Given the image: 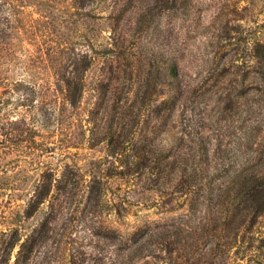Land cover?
Returning <instances> with one entry per match:
<instances>
[{"label":"rangeland","instance_id":"1","mask_svg":"<svg viewBox=\"0 0 264 264\" xmlns=\"http://www.w3.org/2000/svg\"><path fill=\"white\" fill-rule=\"evenodd\" d=\"M176 48L189 99L159 131ZM258 49L264 0H0V196L12 200L0 246L7 226L22 242L46 222L37 264H264V213L221 228V180L235 177L221 174V142L253 137L247 155L264 161ZM178 136L210 147L193 181L160 149ZM46 179L51 196L16 219Z\"/></svg>","mask_w":264,"mask_h":264},{"label":"trees","instance_id":"2","mask_svg":"<svg viewBox=\"0 0 264 264\" xmlns=\"http://www.w3.org/2000/svg\"><path fill=\"white\" fill-rule=\"evenodd\" d=\"M174 53L176 60L173 58L170 60L172 63V76L175 79L173 84L174 94L170 95L172 103L170 105H165L162 107L163 110L161 109L157 112V116L159 115L160 117V122L155 124L153 129H158L159 131L167 126V118L172 114L176 105L179 104L178 108L183 106L182 112L185 113L186 110L184 109L186 108L187 100L189 99V85L181 79L180 66L178 63L181 59L179 49L176 48ZM256 57L261 64V72L257 75L258 78L264 81V50L258 49ZM161 60L162 62H167V56L162 54ZM67 84L71 90L74 88L78 89L80 92L82 90L80 82H78L77 85L72 79H68ZM69 100L72 103H75L77 100L73 91L69 96ZM144 101L145 96L142 102ZM129 131L134 133L132 129ZM248 137L252 136L249 135ZM178 140V144L176 145H171L169 148H160L165 154L170 151L172 152L171 155H168L170 160L166 166L171 168L173 173L180 174L179 181L181 183L185 181H193L190 177V172L197 174L199 164L202 165V169L206 174L209 171L207 164L209 163L210 158V147L201 143L199 146L200 154L193 153V146L191 144L187 145L184 142L183 136H178ZM253 141L252 137V139H248L243 145H240V147L235 150L232 146L222 142L219 147V150L221 151V174H235V177L230 181L224 179L221 180V228L238 229L240 225H243L246 222H253L259 215L264 213V183H262L260 187L251 183L252 176L256 171L255 165L264 164L262 159L255 160L252 154L247 155V153H251V151L255 150ZM233 156H237V158ZM203 164L206 166L204 167ZM195 181H198V179L195 178ZM7 183H9V177L5 174H0V187H3ZM50 186L51 182L49 183L48 179L42 180L40 184L41 189L36 190L27 199L24 217L21 214L19 215L18 212L16 219L21 221L29 218L34 211L38 210L40 205L51 196V189H49ZM247 191H250V193L247 194ZM57 197L58 195H55V200H57ZM11 202L12 200L4 199L0 196L1 207L10 205L9 203ZM237 218L238 221L236 220ZM46 226V222L42 223L41 227L34 233L26 235V238L22 242L19 226L9 225L6 227V230H2L4 237L0 246V264H10L12 251L18 244L19 248L15 253L14 264H37L34 260L36 257L35 248L37 243L45 241ZM40 264L49 263L41 262Z\"/></svg>","mask_w":264,"mask_h":264}]
</instances>
